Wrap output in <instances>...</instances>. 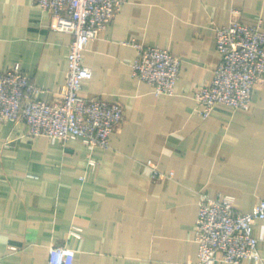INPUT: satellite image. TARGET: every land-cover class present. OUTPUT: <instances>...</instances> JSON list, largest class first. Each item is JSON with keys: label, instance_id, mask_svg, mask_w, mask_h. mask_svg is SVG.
<instances>
[{"label": "crops", "instance_id": "obj_1", "mask_svg": "<svg viewBox=\"0 0 264 264\" xmlns=\"http://www.w3.org/2000/svg\"><path fill=\"white\" fill-rule=\"evenodd\" d=\"M233 19L264 31V0L121 6L87 45L92 78L79 91L123 105L108 149L80 138H30L23 122L0 125V264H49L52 244L71 249L67 264H196L201 192L232 195L243 212L264 199V80L248 109L218 104L208 118L196 112L195 90L211 84L222 57L214 25ZM50 22L33 0H0V70L20 63L44 89L40 98L52 102L66 80L72 35ZM128 41L181 58L173 95L156 96L133 75L137 49ZM149 163L172 176L153 179ZM253 228L264 257V221Z\"/></svg>", "mask_w": 264, "mask_h": 264}, {"label": "built area", "instance_id": "obj_2", "mask_svg": "<svg viewBox=\"0 0 264 264\" xmlns=\"http://www.w3.org/2000/svg\"><path fill=\"white\" fill-rule=\"evenodd\" d=\"M51 15L50 27L72 35L68 54V72L60 89V99L40 98L44 89L21 67L20 63L0 70V125L8 121L27 125L30 138L44 135L52 140L80 138L89 147L108 149L110 136L120 129L124 107L105 98H84L82 82L92 78L84 64L88 43L97 39L127 0H33ZM216 46L221 61L214 70L210 85L195 90L196 112L208 118L218 104L248 109L254 86L264 80V31L260 25H249L233 19L229 25H214ZM137 49L133 75L153 88L156 96L173 95L181 69V58L159 46L128 41ZM90 165L97 162L90 159ZM152 178L171 177L156 165ZM264 221V199L249 212L235 207L232 195L212 196L200 193L196 220L198 259L196 264L223 261L239 264L250 258L264 264V257L254 235L253 222ZM72 235L82 236L80 228ZM71 249L66 244L50 246L49 264H67Z\"/></svg>", "mask_w": 264, "mask_h": 264}]
</instances>
